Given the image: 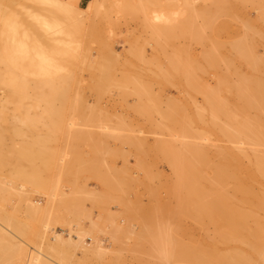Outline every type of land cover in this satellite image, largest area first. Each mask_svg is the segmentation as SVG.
Returning a JSON list of instances; mask_svg holds the SVG:
<instances>
[{"label":"rangeland","instance_id":"obj_1","mask_svg":"<svg viewBox=\"0 0 264 264\" xmlns=\"http://www.w3.org/2000/svg\"><path fill=\"white\" fill-rule=\"evenodd\" d=\"M73 4L16 0L0 28L1 55L29 82L13 96L0 85V264H28L30 254L45 264H166L175 244L199 245L206 264L245 253L236 264H252L264 253V198L248 192L264 197V178L251 177L259 186L247 181L237 199L232 174L226 190L189 194L210 199L203 208L196 200L201 211L177 180L191 147L213 164L236 157L239 169L264 157L263 141L233 137L264 126V0H91L83 12ZM37 48L68 56L48 66L37 56L22 74ZM59 72L66 92L35 90L40 81L60 88ZM207 251L234 261L209 262Z\"/></svg>","mask_w":264,"mask_h":264},{"label":"bare ground","instance_id":"obj_2","mask_svg":"<svg viewBox=\"0 0 264 264\" xmlns=\"http://www.w3.org/2000/svg\"><path fill=\"white\" fill-rule=\"evenodd\" d=\"M74 1V0H73ZM78 1V0H77ZM139 1H141V0H139ZM155 1H157V0H155ZM16 2V0H0V25H1V22H2V20H3V18H4V16L6 15V13H7V11L10 9V7L14 4ZM69 2H71V1H69ZM76 1H74V6L76 7V4L77 3H75ZM145 2V1H144ZM147 3H148V0H147ZM151 3V2H150ZM144 4V3H143ZM151 4H154V2L153 3H151ZM159 5H160V3H158ZM73 5H71L72 7H73ZM140 5H142V3L140 4ZM145 5V4H144ZM146 6V5H145ZM145 6H140V7H144L145 8ZM150 6V5H149ZM128 7V6H127ZM139 7V6H138ZM147 7V6H146ZM130 8V7H129ZM156 8V7H155ZM131 9H133V8H131ZM169 9V8H168ZM75 10V9H74ZM79 11H81V12H83L84 11V9L83 10H81V9H78ZM135 10V9H134ZM146 10V9H145ZM159 10H161V9H159ZM163 10V9H162ZM77 11V10H76ZM148 11V10H147ZM155 11V10H154ZM131 13V12H130ZM139 13V12H138ZM142 13V12H141ZM154 13V15H155V12H153ZM162 13H165V12H162ZM127 14V13H126ZM138 15V14H137ZM147 16V15H146ZM153 16V15H152ZM138 17V16H137ZM153 17H155V16H153ZM152 17V18H153ZM157 17H159V15L157 16ZM162 18V16H160V19ZM166 18V17H165ZM143 19V18H142ZM154 19V18H153ZM153 19H151V20H153ZM145 20V19H144ZM143 20V21H144ZM147 22V21H146ZM154 22V21H153ZM147 25H148V23H146ZM150 24V23H149ZM154 25H152V27H153ZM148 27H149V25H148ZM155 27V26H154ZM147 28V27H146ZM152 30V29H151ZM155 30V29H154ZM156 31H157V29H156ZM155 31V32H156ZM159 31V30H158ZM154 32V33H155ZM151 35H153L152 33H151ZM156 38V37H155ZM103 50V49H102ZM139 50V49H138ZM133 52V51H132ZM109 53V52H108ZM141 54V53H140ZM103 55V54H102ZM141 56V55H140ZM108 57H109V55H108ZM142 57V56H141ZM105 59V58H104ZM110 59V58H109ZM111 60V59H110ZM113 60V59H112ZM139 60V59H138ZM99 63V62H98ZM3 70H2V69ZM103 68V67H102ZM2 70V71H1ZM92 71V70H91ZM184 71V70H183ZM95 73V72H94ZM70 74V73H69ZM105 75V74H104ZM75 80V79H74ZM68 81V77L66 76V75H62V76H60L59 78H58V82H59V85H60V88H58V89H56V87H53L54 85H50V87H45V85H46V83L47 82H45V81H40V82H37L36 84H35V86H34V88H35V90H37V91H40V92H43L44 91V88H49V90H53L55 93H57V92H60V93H62L63 91L64 92H66L65 91V89L64 88H66V87H64L65 86V84L66 83H68L67 82ZM72 82V81H71ZM76 82V81H75ZM74 83V82H73ZM72 84V83H71ZM0 85H2L4 88H6V90H8V92L10 93V94H12V96L14 95V94H26V92H27V89L29 88V82H27V80H26V78L25 77H22V76H20V75H18L17 73H15L12 69H10V67L6 64V62L4 61V59H3V57H2V55H1V53H0ZM70 85V84H69ZM53 88H55V89H53ZM29 91V90H28ZM47 91V90H46ZM37 95V94H36ZM41 95H42V93H41ZM44 95V94H43ZM56 95V94H55ZM60 95V94H59ZM19 96H21V95H19ZM23 96V95H22ZM27 96V95H26ZM54 96V95H53ZM50 97H52V96H50ZM5 98H7V97H5ZM40 98V97H39ZM5 100H7V99H5ZM10 100V99H9ZM8 100V101H9ZM47 100V99H46ZM28 101V100H27ZM38 101V100H37ZM50 101V100H49ZM16 102V101H15ZM6 103H7V101H6ZM17 103V102H16ZM53 103V102H52ZM19 104L20 103H18V106H19ZM44 104V103H43ZM2 105V104H1ZM21 105V104H20ZM31 105V104H30ZM27 106V105H26ZM3 107H5V106H3ZM2 107V108H3ZM50 107V106H49ZM38 109V108H37ZM27 120V119H26ZM190 128V127H189ZM254 128V127H253ZM253 128H251V129H249V130H245L244 128L243 129H239V130H237V133L235 134L236 136H233L234 138H236L237 139V136H238V138H240V137H242V136H244V135H247L248 136V138L250 137H253L254 138V140H255V138L256 139H258V140H260V141H263V144H264V126H263V128H262V130H258V129H253ZM226 131H228V130H226ZM234 131V130H233ZM245 131H247L246 132V134H245ZM234 132H236V131H234ZM229 133H230V131H229ZM191 134V133H190ZM248 138H245L244 140H247ZM243 139V138H242ZM249 140V139H248ZM254 140H253V143L255 144V142H254ZM237 142V141H236ZM235 142V143H236ZM240 142V141H239ZM250 142L252 143V141L250 140ZM198 143H200V142H198ZM262 143V142H261ZM220 144V143H219ZM241 144V143H240ZM258 144V143H257ZM238 145V144H237ZM187 147H188V145H186ZM195 146V145H194ZM208 147H209V145H207ZM226 146V145H225ZM203 147V146H202ZM210 147H212V146H210ZM264 147V146H263ZM258 148H260V147H258ZM187 149V148H186ZM191 149V158H188L187 156L185 157V161H183L184 162V164H183V166L180 168V174H179V177H178V184H177V189H179L178 188V185H180V186H184V188L187 190V193L188 192H190V193H186V195H185V197H187L186 199L188 200V202H191L189 205H191L192 204V208L194 207V205H195V207L194 208H196V207H198V206H201V203L199 204V201H203V203L204 202H206V203H204V204H210L209 202H210V199H209V201L206 199V198H204L205 199V201L203 200V199H201V197H199L201 194V192L200 191H203L204 193L203 194H205L206 192H208V188L209 189H213L214 188V185H215V189H213V190H217L219 187H224V185L225 184H227L228 183V177L226 176V175H228V176H231L230 174H232V176H231V179L236 175L238 178V180L237 179H235L236 178V176L234 177V179H235V181H237V182H235V181H233L232 182V180H234V179H232V180H230L232 183H236V184H233L234 185V190H236L237 189V191L235 192V195H234V190H233V192L231 191V193L233 194V195H231L232 196V198L233 197H235L236 196V194L238 193V190H241V191H246V193H245V191H244V193L243 194H246V196L248 195V193L250 194V195H248V196H250V198H254L257 202H259L260 204L262 203L261 201L263 200V199H261V201H260V198H264V197H262V196H255V195H257V194H259L260 193V191H259V193L257 192L256 193V191L255 192H253L252 191V194L250 193V192H248V190L249 189H247L246 188V186L244 185L247 181H248V184H246V185H254V184H256V182L257 183H259L260 182V180H258L257 179V175H259V176H261V178H264V157H261V156H257L256 157V160H255V162H253L251 165L253 166H251L252 168L251 169H246V166H245V168L243 169H239L237 166V163H234V160L233 159H236V157L235 158H233L231 155V157L233 158V159H230V158H228L227 156H226V153L224 154V157H223V159L220 161V159H219V162H217V163H214L213 164V162L210 160V158L208 157V155H207V151L205 152L204 150H200V149H198V148H196V147H191L190 148ZM202 149V148H201ZM215 149V148H214ZM237 149V148H236ZM248 149V148H247ZM238 150V149H237ZM259 150H261V149H259ZM258 150V151H259ZM188 151V150H187ZM186 151V152H187ZM190 151V150H189ZM188 151V152H189ZM216 151H217V149H216ZM226 151V150H225ZM239 151H240V149H239ZM243 151V150H242ZM245 151V150H244ZM252 151V150H251ZM231 152V151H230ZM233 152V151H232ZM248 152V151H247ZM221 153H222V151H221ZM220 153V155L222 156L223 155V153L221 154ZM236 153V152H235ZM254 153H255V151H254ZM262 153V152H261ZM228 155H229V153H227ZM256 154H257V152H256ZM259 154V153H258ZM242 155V154H241ZM221 156H218V157H221ZM255 156V155H254ZM189 157H190V155H189ZM242 157V156H241ZM247 157V156H246ZM182 158V157H181ZM252 158V157H251ZM243 160V159H242ZM254 160V159H253ZM179 161V160H178ZM182 161V160H181ZM238 161H240V160H238ZM237 161V162H238ZM177 162V161H176ZM247 162V161H246ZM240 163V162H239ZM179 165H182V162H181V164H179ZM237 165V166H236ZM243 165V164H242ZM241 165V166H242ZM250 167V166H249ZM208 168H211L213 171H211V172H213V175H215V176H213V179H214V181H212V180H209L210 178H208L207 179V175H205V174H207L206 172H207V170H208ZM179 172V171H178ZM243 173H245V175H242ZM176 175H177V171H176ZM241 175V176H240ZM178 176V175H177ZM212 176H210V177H212ZM246 176H248V177H246ZM250 176V177H249ZM255 176H257V177H255ZM215 177V178H214ZM227 177V178H226ZM246 177V178H245ZM253 178V179H257L258 181H256L254 184H253V182H254V180L252 181V184H251V182L249 183V180H251L250 178ZM240 178V179H239ZM245 178V179H244ZM248 178V179H247ZM259 179H260V177H258ZM226 179H228L227 180V182H226ZM245 180L244 182H243V180ZM247 179V180H246ZM176 181V180H175ZM229 181V182H230ZM263 182H264V180H263ZM177 183V182H176ZM261 183V182H260ZM175 185V184H174ZM219 186V187H217V186ZM235 185H236V187H235ZM258 184H256V186H257ZM213 186V188H211ZM227 186H229L228 184H227ZM252 186H249V188H251V189H253L252 188ZM255 186V187H256ZM259 186V185H258ZM217 188V189H216ZM225 188V187H224ZM223 188V189H224ZM229 188H230V186H229ZM263 188V187H262ZM181 189V188H180ZM220 189V188H219ZM256 189H257V187H256ZM225 190H226V188H225ZM229 190V189H228ZM206 191V192H205ZM220 192H221V190H219ZM218 191V192H219ZM195 192H198V195H197V193H196V196H192V195H194L195 194ZM200 192V193H199ZM217 192V193H218ZM248 192V193H247ZM191 193H193L192 195H189V194H191ZM209 193V192H208ZM211 193V192H210ZM213 193V192H212ZM226 193H228V192H226ZM255 193V194H254ZM214 194V193H213ZM261 194H264V193H262L261 192ZM189 195V196H188ZM224 195V194H223ZM238 195V194H237ZM252 195V196H251ZM184 196V195H183ZM202 196V195H201ZM209 197H210V195H208ZM218 196V195H217ZM217 196H216V198H217ZM222 196V195H221ZM226 196V195H225ZM205 197H206V195H205ZM219 197V196H218ZM239 199H241V197L242 196H240L239 195ZM180 198V197H179ZM220 199H221V197H219ZM224 198V197H223ZM227 198V197H226ZM236 199L238 198L237 196L235 197ZM234 198V199H235ZM243 198V197H242ZM259 200H258V199ZM197 199H199L198 200V202L196 201ZM238 199V200H239ZM244 200H246V198H243ZM181 200H183L182 198H181ZM211 200H212V198H211ZM254 200V201H255ZM185 201V200H184ZM195 202H197L196 204L198 205H196V204H194ZM202 203V204H203ZM186 204H187V202H186ZM262 205V204H261ZM185 206V205H184ZM191 207V206H190ZM202 207V206H201ZM162 208V207H161ZM191 208V209H192ZM203 208V207H202ZM199 209H200V207H199ZM198 208H196L195 210H199ZM193 210V209H192ZM199 211H201V209L199 210ZM191 212H193L194 213V211H191ZM183 213H184V211H183ZM187 213V212H186ZM185 213V214H186ZM190 213V212H189ZM196 213V212H195ZM188 214V213H187ZM190 215V214H189ZM195 215V214H194ZM155 221V220H154ZM240 222L242 221V220H239ZM232 223V222H231ZM234 224V223H233ZM235 225V227L234 228H236V224H234ZM229 226V225H228ZM227 226V227H228ZM155 227H156V225H155ZM233 227V226H232ZM231 228V227H230ZM156 229V228H155ZM225 230V229H224ZM228 230H229V227H228ZM232 230H233V228H232ZM221 231H223V230H221ZM235 232H236V230H234ZM142 232V231H141ZM144 232V231H143ZM154 232V231H153ZM157 233V232H156ZM189 233V232H188ZM220 233V232H219ZM231 233V232H230ZM4 234V233H3ZM232 234H233V231H232ZM57 235V234H56ZM225 235V234H224ZM234 235V234H233ZM240 235V234H239ZM245 234H243V236H244ZM254 235V234H253ZM252 234H251V236H253ZM260 235V234H259ZM255 236H257V234L256 235H254L253 237H254V239L256 238ZM261 236V235H260ZM259 236V237H260ZM263 236V235H262ZM4 237V236H3ZM56 237H59L60 238V236L59 235H57ZM230 237H232V235H230ZM242 237V236H241ZM1 238V237H0ZM144 238V237H143ZM147 238V237H146ZM149 238V237H148ZM232 238H234V236L232 237ZM238 238V237H237ZM245 238H246V235H245ZM263 238H264V236H263ZM240 239V238H239ZM248 239V237L246 238V240ZM252 239V238H251ZM251 239H249L250 241H251ZM257 239L258 238H256L255 240H254V242L253 243H255V242H257ZM259 239H261V238H259ZM3 240V239H2ZM179 240V239H178ZM242 240V239H241ZM245 240V241H246ZM262 240H264V239H262ZM228 241H230V240H228ZM244 241V240H243ZM14 242V241H13ZM12 242V243H13ZM172 242V241H171ZM175 242V241H174ZM178 242V241H177ZM247 242V241H246ZM258 242H259V240H258ZM261 242H263V241H261ZM15 243V242H14ZM7 244H9V243H7ZM152 244V243H151ZM190 244V243H189ZM216 244V243H215ZM257 244V243H256ZM259 244V243H258ZM154 245V244H153ZM170 245V244H169ZM173 245V244H172ZM176 245V246H175ZM175 245H173V246H175V247H173L174 248V250L173 249H171L172 248V246L170 247V249L171 250H173V252H171V250H170V253L167 255V256H164L163 255V257L165 258V263L166 264H168V261L169 262H173L174 260V262H178V260L180 261V260H182L183 262L185 261V263L184 264H187V263H190L191 262V264L192 263H194V262H196V263H194V264H200L201 262L200 261H202V263L201 264H206L205 262H203V260H204V254L205 253H203V254H201V253H199L197 250L198 249H200L201 251L203 250V249H201L200 248V246L198 245V247H196V245H194V246H192L191 244V246H192V248L194 249V250H192L191 248H188V247H186L187 245H181V244H175ZM229 245V244H228ZM231 245V244H230ZM240 245V244H239ZM4 246V245H3ZM14 246V245H13ZM139 246V245H138ZM189 246V245H188ZM190 246V247H191ZM227 246V245H226ZM232 246V245H231ZM242 246V245H241ZM204 247V246H203ZM229 247V246H228ZM244 247V246H243ZM250 249H251V247L252 246H250V244H249V246H248ZM146 248V247H145ZM153 248V247H152ZM156 248V247H155ZM166 248V247H165ZM198 248V249H197ZM237 248V247H236ZM252 248H254V246L252 247ZM10 249V248H9ZM20 249V248H19ZM168 249V248H167ZM231 249V248H230ZM249 249V250H250ZM256 249V248H255ZM260 249V248H259ZM258 249V250H259ZM11 250V249H10ZM149 250V249H148ZM247 250V249H246ZM258 250H254L253 251V253L256 251V252H258ZM6 251H7V249H6ZM6 251H4V252H6ZM22 251V250H21ZM164 251V250H163ZM204 251V250H203ZM260 251V250H259ZM16 252V251H15ZM166 252V251H165ZM164 252V253H165ZM240 252V251H239ZM246 252H248V251H246ZM263 252V251H262ZM2 253V252H1ZM167 253V252H166ZM207 253H208V251L206 252V255H207ZM231 253V252H230ZM5 254V253H4ZM10 254V253H9ZM14 254V253H13ZM155 254V253H154ZM213 254H214V252H212V254H211V252L207 255V259H205V260H207V261H209L210 262V258H214V259H216L217 261H220L222 258H223V260H225V259H228V257L230 258V259H228V260H233V258H231L232 257V255H233V257H235V255L234 254H231V256L230 255H227V258H224V257H219V258H216V257H218V256H215L214 255V257H213ZM225 254V253H224ZM227 254H229V253H227ZM242 254V253H241ZM246 254V256H247V253H245ZM257 254V253H256ZM150 255V254H149ZM211 255V256H210ZM260 255V258H258V256ZM6 256H7V254H6ZM9 256V255H8ZM17 256V255H16ZM154 256V255H153ZM208 256H210V257H208ZM225 257H226V255H224ZM243 255H241L240 257H238V256H236V263H237V261L242 257ZM246 256L244 255V257H242L240 260H242V261H245L244 260V258H246ZM249 256V255H248ZM247 256V257H248ZM254 256V255H253ZM11 257V256H10ZM21 257V256H20ZM150 257V256H149ZM237 257L239 258V259H237ZM257 259H254L253 261H255V260H258L257 261V263H260V264H263L264 262H263V259H264V253H263V255L261 254V251L257 254ZM141 258V257H140ZM152 258V257H151ZM157 258V257H156ZM206 258V257H205ZM209 258V259H208ZM262 258V259H261ZM4 259V258H3ZM7 259H8V257H7ZM10 259V258H9ZM138 259V258H137ZM184 259V260H183ZM203 259V260H202ZM211 260V262H214V261H216V260ZM220 259V260H219ZM249 259H253V258H248V262H249ZM260 259V260H259ZM171 260H173V261H171ZM177 260V261H176ZM190 261V262H188V261ZM240 260H239V262H240ZM261 260H262V262H261ZM22 261H23V258H22ZM163 261V262H164ZM182 261H181V264H183L182 263ZM206 261V262H207ZM226 261V260H225ZM234 261V260H233ZM252 260H250V262L253 264V263H255V262H253ZM260 261V262H259ZM2 262V261H1ZM148 262V261H147ZM200 262V263H199ZM208 262V263H209ZM224 262V261H223ZM238 262V263H239ZM245 262H247V261H245ZM27 263L28 264H45L44 262H42L37 256H35L34 254H30L29 256H28V260H27ZM155 263V262H154ZM178 263H180V262H178ZM214 263H216V262H214ZM219 263V262H218ZM222 263V262H221ZM221 263H219V264H221ZM225 263V262H224ZM230 263V262H229ZM234 263H235V261H234ZM234 263H232V264H234ZM235 263V264H236ZM9 264V263H8ZM225 264H227V263H225ZM231 264V263H230ZM246 264H249V263H246Z\"/></svg>","mask_w":264,"mask_h":264},{"label":"crops","instance_id":"obj_3","mask_svg":"<svg viewBox=\"0 0 264 264\" xmlns=\"http://www.w3.org/2000/svg\"><path fill=\"white\" fill-rule=\"evenodd\" d=\"M52 1H55V2H58V1H60V0H52ZM74 1H76L75 3H77L76 4V8L77 9H81V10H83L85 7L84 6H86L91 0H74ZM78 4H79V6H78ZM66 6V5H65ZM12 7V6H11ZM11 7H10V9L7 11V13H6V15L4 16V18H3V20H2V22H1V25H0V28H1V31H2V33H5V26L7 27V24L10 22V21H8V18L10 17L9 15H7V14H13V12H12V10H11ZM81 7V8H80ZM84 7V8H83ZM46 12L48 13V14H50V15H52V16H54V17H56V16H64L65 15V12H64V10H46ZM29 30V29H28ZM27 30V31H28ZM26 31V30H25ZM30 32H32V30H29ZM26 34V33H25ZM14 42H16V40H14ZM53 49V48H52ZM29 51H31V52H29L27 55H29L30 53H31V55H30V57L28 58V59H26V61H24V63H22V66H21V68H23L22 69V74L24 73V74H27V73H29V72H31V71H29L28 69L29 68H32V64H33V62L35 61V59H36V57L38 56V57H40L41 58V62H40V64L41 65H44V66H48V64L50 63V62H55V59L56 58H61V60H64V58L66 57V56H68V52L67 51H64V50H59V49H56V50H54L53 49V51H51V52H49V51H46V50H44V49H41V48H37V50L36 51H34V52H32V50H29ZM2 54L4 53V51L2 50V52H1ZM3 57V59H4V61L6 62V64L10 67V69H12L14 72H15V69H17V67H19V66H17L18 64H16V63H12V62H7L6 61V59H5V57H4V55L2 56ZM16 64V65H15ZM58 65V64H57ZM58 66H60V65H58ZM16 67V68H15ZM59 69L60 70H62V67L60 66L59 67ZM16 73V72H15ZM62 75H64V74H61L60 72H59V74H58V76L60 77V76H62ZM21 76V75H20ZM22 77H25V76H22ZM26 78V77H25Z\"/></svg>","mask_w":264,"mask_h":264}]
</instances>
